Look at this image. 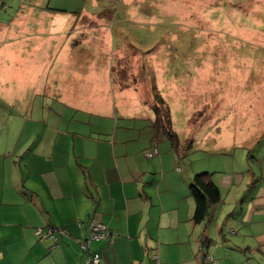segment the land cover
Returning <instances> with one entry per match:
<instances>
[{
    "label": "crops",
    "instance_id": "obj_1",
    "mask_svg": "<svg viewBox=\"0 0 264 264\" xmlns=\"http://www.w3.org/2000/svg\"><path fill=\"white\" fill-rule=\"evenodd\" d=\"M97 5L94 0L95 10L53 6L39 16L34 7L27 13L21 8L8 20L4 16L0 20V103L14 107L18 114L9 118L3 106L0 116V224L13 227L0 236V261L80 264L77 240L88 237L95 216L113 234L90 243L91 253L101 256L98 264H224L221 248L208 249L213 240L207 225L218 206L211 207L206 221L195 224V202L186 198L183 176L175 172L170 177V170L164 171L167 181H174L171 188H177L170 197L149 176L151 168L157 170L171 153L166 134L161 135L155 123L151 90L140 79L153 74L155 88L170 111L178 110L179 103L188 106V127L181 143L196 146L207 161L228 143L242 145V138L231 136L237 121L233 103L230 99L226 103L224 92L220 106L207 115L209 126L202 119L192 126L198 112L191 104L198 91L195 81L187 84L177 75L182 83L166 85L165 91L153 65L160 58L152 53L154 61L143 60V53L124 38L125 33L116 40L113 26L105 20L111 10L100 11ZM127 7V13L136 10ZM193 67L189 63L186 68L199 73V66ZM173 92L178 100L174 103L169 99ZM243 102L249 107L259 104L246 98ZM38 109L42 116H35ZM117 112L129 123L120 132ZM204 126L207 131H202ZM259 130H244L251 133L243 145ZM155 145L158 154L148 160L146 153ZM259 163V175L252 168L249 171L252 180L243 201L249 206L241 217L249 224L244 236L264 244V159ZM207 167H190L186 178L213 172L220 189L238 190L239 171L234 176L219 175L221 171ZM13 211V218H8ZM51 228L54 233L46 238L35 234L37 229L45 233ZM210 254L215 256L213 263L207 260Z\"/></svg>",
    "mask_w": 264,
    "mask_h": 264
},
{
    "label": "rangeland",
    "instance_id": "obj_2",
    "mask_svg": "<svg viewBox=\"0 0 264 264\" xmlns=\"http://www.w3.org/2000/svg\"><path fill=\"white\" fill-rule=\"evenodd\" d=\"M97 2L98 10H111V13L105 16V20L113 26L116 40L118 34L125 33L124 38H128L127 41H131V44L135 45L134 48L143 53L141 54L143 60L154 61L152 53L160 58L157 64L153 65L157 68L156 71H159L157 80L165 83V91L173 82L175 85L182 83L177 75L183 76L187 84H191V80L195 81L193 85L197 86L198 91L191 104L197 107L198 112L195 111L192 119V114L189 116L192 126L201 119L202 123L205 122L204 125L209 126L206 122L207 115L214 114V110L220 106L224 92L226 103L229 99L233 103L237 117L233 124L234 132L240 131L237 134L231 131V136L242 138L239 141L241 146L228 143L222 153L210 157L209 161L196 150V146L185 150L181 137L185 139L182 133L188 127L187 120L185 121L188 106L179 103L178 110L170 111V115L177 128L172 129L179 134L180 146H172L168 139L171 157H167L164 164H159L157 170L151 168L152 175L149 176L155 179L154 186L162 188L163 194L169 197L177 188H174L175 186L171 188V182L174 181H167L166 172L170 170V177L172 173L183 176L187 190L186 198L193 201L189 187L192 184L191 178L197 173L189 179L186 178L190 167L204 169L210 165L216 171L222 172L217 174L228 176H234L239 171L241 185L239 184L238 190H235V187L230 190L221 189L222 202L217 204L218 213L216 212V217L207 225V230L212 235L210 238L213 240L209 243L208 249L214 252L221 248L224 264H264V244L249 241V238L244 236L248 232L249 224L241 217L248 211L249 206L243 202L244 192L252 180L249 171L252 168V171L259 175L261 171L259 160L264 159V0H97ZM128 5L136 8L135 12L127 13ZM53 6L68 7L72 10H79L82 7L95 10L94 0H0V20L3 16L8 20L17 9L22 8L27 13L29 7H34V14L39 16L42 10ZM160 62H166V66L162 67ZM189 63L194 65L193 68L199 66V73L187 69ZM201 66H204L203 70ZM150 75L140 80L145 88L151 90L155 105L157 100L154 94L158 90L155 88L153 74ZM196 78H199L197 82ZM243 91L251 92L252 96L249 98ZM169 96L173 103L178 101L175 92ZM245 98L253 101V104L258 102V106L249 107L243 102ZM3 106L5 105L0 103V116L4 113ZM167 106L166 102L160 105L162 115H165ZM5 107L9 118L18 117L14 107ZM35 116H42L41 110L38 109ZM116 116L120 132L129 123L124 120L122 113L117 112ZM184 125H187L186 128ZM11 127L8 126L9 129ZM254 127L260 129L259 134L243 145L244 138L251 133L244 130L247 128L252 130ZM202 131H207L206 127ZM161 132V135L165 134L162 130ZM185 151L188 155L181 158L180 154ZM253 156H256L257 161H247V158L253 159ZM12 158L16 159L17 156ZM150 159L152 157L148 158ZM212 174L215 175L213 172ZM234 197L237 199L234 200ZM14 212L9 214L8 218L12 219ZM233 212L235 214L231 215ZM1 223L7 222L2 220ZM218 225L222 227L221 230ZM12 229L13 227L0 224V236L2 231L3 234H8ZM224 238L226 239L223 240ZM2 240L0 238V242ZM2 250L0 244V251ZM79 252L82 261L80 264H85L80 246ZM6 262L7 260L0 261V264Z\"/></svg>",
    "mask_w": 264,
    "mask_h": 264
},
{
    "label": "trees",
    "instance_id": "obj_3",
    "mask_svg": "<svg viewBox=\"0 0 264 264\" xmlns=\"http://www.w3.org/2000/svg\"><path fill=\"white\" fill-rule=\"evenodd\" d=\"M154 96L157 100L154 107L157 115V121L155 123L160 128V130L166 134L167 138L171 141L172 146L179 147L180 138L176 131L172 129L170 109L167 106L165 115H162L160 105H164L165 101L158 91L155 92ZM187 149L188 148L185 147V150ZM191 181L192 184L190 185L189 189L190 194L195 202V211L192 219L195 224H202L208 219L211 207L222 202V191L215 183L213 174L210 172L197 173ZM57 239H59V237ZM208 241L210 240L208 239ZM78 246H80L79 243ZM82 251L85 258L91 257V250ZM207 260L211 263L215 262L213 256L210 255L207 256Z\"/></svg>",
    "mask_w": 264,
    "mask_h": 264
},
{
    "label": "built area",
    "instance_id": "obj_4",
    "mask_svg": "<svg viewBox=\"0 0 264 264\" xmlns=\"http://www.w3.org/2000/svg\"><path fill=\"white\" fill-rule=\"evenodd\" d=\"M157 154H158V148L155 145V147H153L151 151L146 153V156L150 158V157H154ZM89 225H90V232L88 237H86V239L77 240L82 250L84 251L90 250V243L93 241H101L109 237H113L112 232L107 228V226L95 216L91 217ZM53 233L54 230L52 228L45 233H43L42 229H37L35 231V234L41 236V238H46L49 235H52ZM100 260H101L100 254L93 252L90 258H85V264H98Z\"/></svg>",
    "mask_w": 264,
    "mask_h": 264
}]
</instances>
